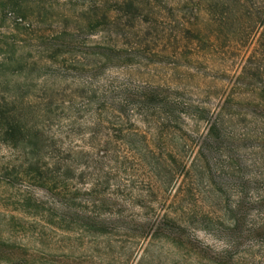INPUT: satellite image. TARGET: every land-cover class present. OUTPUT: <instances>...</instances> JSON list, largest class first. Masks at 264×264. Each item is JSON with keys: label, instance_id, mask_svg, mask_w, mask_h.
<instances>
[{"label": "trees", "instance_id": "obj_1", "mask_svg": "<svg viewBox=\"0 0 264 264\" xmlns=\"http://www.w3.org/2000/svg\"><path fill=\"white\" fill-rule=\"evenodd\" d=\"M0 12V264H264V0Z\"/></svg>", "mask_w": 264, "mask_h": 264}, {"label": "rangeland", "instance_id": "obj_2", "mask_svg": "<svg viewBox=\"0 0 264 264\" xmlns=\"http://www.w3.org/2000/svg\"><path fill=\"white\" fill-rule=\"evenodd\" d=\"M32 3H33L32 7H30L27 10V14H32V13L37 14L38 13L42 18V15H43V9H41L42 7L37 4V1H33ZM10 25H11V18H5L4 15H2V13L0 12V32L3 33V40L2 41H4V42H7V41L11 42V40H12L11 37L14 35V31L10 28ZM1 49H3V51ZM246 50H248V49L243 50V52H242L243 55L246 53ZM8 51H9L8 49H4L3 47H0V57H7V55L4 56L2 53H7ZM216 56H219V55H216ZM195 59L198 61L199 65H200V66H198L200 68L199 69L200 73L202 71H208L210 73H214L215 75H218V77H223V78L226 77L224 75H232L234 73V70H233L234 68H232V66H230V65H232V63H234L233 59H235V53H234V55L228 54L226 57H224L225 64L222 62V60H220V57H214V58H212L213 60H209V61H207L201 57H195ZM212 61H214V62H212ZM227 65H229V66H227ZM191 72L194 73V71H191ZM195 74H197V73H195ZM3 75H4L3 77L1 76L2 80H4V78L6 79L3 87H4V89H6L7 88L6 85L8 84V82L10 83L9 80H11L13 82L14 78H12V76H9L8 69H7V71L4 72ZM197 75H199V74H197ZM19 77H17L16 80ZM189 84H197V86H199L200 88L203 87L201 80H198L197 77L194 80L190 81ZM211 85H213L215 87H224L225 83L222 82V80H211ZM203 127H204V125L201 124V126H200L201 132L203 130ZM0 155H7L6 149L1 150V148H0ZM142 250H143V248L134 254L133 259L129 264H138V261L142 255Z\"/></svg>", "mask_w": 264, "mask_h": 264}]
</instances>
